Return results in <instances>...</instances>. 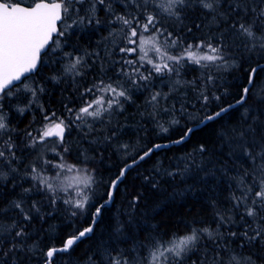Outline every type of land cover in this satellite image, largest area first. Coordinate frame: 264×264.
Listing matches in <instances>:
<instances>
[{
  "label": "snow or ice",
  "instance_id": "6c2138e0",
  "mask_svg": "<svg viewBox=\"0 0 264 264\" xmlns=\"http://www.w3.org/2000/svg\"><path fill=\"white\" fill-rule=\"evenodd\" d=\"M101 26L108 35L96 42V49L69 44L74 33ZM193 29L200 35H193ZM65 45L73 50L65 51ZM253 58H257L256 66L244 69L246 83L239 97L221 104V95L214 90L222 70H239ZM260 60H264V0H0V198L20 189L0 205V264H53L58 254L70 257L79 243L94 234L102 210L114 202L129 171L169 144L186 142L197 127L237 112L235 120L228 116L232 122L217 131L220 156L201 143L192 153L176 158L174 169L158 161L159 166L153 165L155 175L142 177L156 190H162L156 176L175 181L192 175L205 182L208 177L225 178L230 206L221 209L215 200L210 201L215 227L201 219L188 224L184 234L169 235L153 225L140 239L136 231H130L137 227L135 213L144 196L137 191L128 201V230L124 221L117 220L109 236L112 243L101 242L85 264H187L193 255L192 264H255L252 250L264 251V81L257 83L264 65ZM58 63L59 73L47 79L71 87L78 103L70 106L73 97H67L69 103L62 105L59 115L40 102L46 88L37 78L42 66ZM97 64V74L86 83L88 72ZM191 65L199 66L201 75L184 79L182 72ZM109 66L115 69V78L108 75ZM155 79L167 83L168 91H151L144 104L152 110L147 115L150 119L161 113L172 117L166 122L169 127L158 124L159 131L167 133L180 124L175 102L171 108L161 104L173 97L180 102L181 117L192 126H185L183 134L168 143L141 146L107 181L106 199L101 197L103 202L95 206L90 198L94 170L67 161L71 147L66 134L76 128L83 139L94 137L89 144H111L122 127H111L112 117L132 100V90H151ZM224 95H229L227 89ZM21 99L26 103L15 104L16 112L23 115L35 107L41 118L36 121L33 114V121L18 130L8 109ZM97 124L104 126L103 136ZM114 147L129 155L128 144ZM48 152L58 158L55 163L46 158ZM50 171L54 175H48ZM191 190L192 186L184 189ZM34 192L43 193L44 199L29 204ZM58 203L67 206L70 217H83L89 207H95L88 226L74 228L59 246L54 243L57 225L33 228L34 220L44 222L59 211ZM42 206L51 211H43ZM244 248L251 254L243 255Z\"/></svg>",
  "mask_w": 264,
  "mask_h": 264
},
{
  "label": "trees",
  "instance_id": "16d2710c",
  "mask_svg": "<svg viewBox=\"0 0 264 264\" xmlns=\"http://www.w3.org/2000/svg\"><path fill=\"white\" fill-rule=\"evenodd\" d=\"M100 16L101 18H104V13L101 12ZM107 35L108 31L104 26H101L96 31L85 29L84 31L74 33L69 44L79 45L81 50L87 49L91 51L96 49V42L99 41L102 36ZM193 35L199 36L200 33L193 29ZM186 38L189 40L192 39L191 36ZM64 50L72 51L73 49L65 45ZM149 55H151V53H149ZM256 59L257 58H253L250 64H245L243 68L239 70H222L220 73L221 78L217 84L218 90H214L216 91V94L221 95V104L233 103L234 100L239 97L240 88L246 83L245 77L247 73L244 69L250 66L255 67ZM89 63H92V61L89 60ZM259 63H264V60H260ZM98 67L97 64L88 72L87 81H85L86 83L90 82L92 77L97 74ZM118 67L119 65H116V68ZM109 69L108 75L115 78V69L111 68V66H109ZM59 71V63L52 67L42 66V75L37 77L46 88L45 93L40 96V102L43 103L45 107H50L56 110L58 115L62 112V105L69 103V100L66 99L67 97H73L70 106H78L71 87H68L63 83L57 85L47 79V77L51 76L53 72L59 73ZM201 71L202 70L199 66L191 65L185 67L182 75L184 79L191 80L194 77L199 78ZM261 81H264V71L259 72L257 76V83ZM65 88H67L66 91L64 90ZM225 89H227L229 95H224ZM158 90L167 92V83H162L159 79H155L151 90H132L130 93L132 100L124 105L121 114L112 117L111 127L115 128L118 125L122 127L118 132L117 138L114 139L111 144H89V141L94 139V137L89 136L88 139L85 140L76 128H73L70 135L66 134V139L70 142L71 147V152L66 157L67 161L69 163H80V167L94 170L93 175L95 183L92 185V192L90 193L91 203L93 205L99 206V204L103 202L101 197L106 199L103 194L107 190V181L114 178L118 173V169L122 167L123 162L135 155L141 146L146 148L151 147L154 143H163L178 139L179 136L183 134L185 126H192L188 120L181 117L179 111L180 102L173 97L172 99H169L167 103L162 101L161 104L162 107L171 108L172 104L175 102V118L180 120V124L171 126L167 133L159 131L158 124H164L165 127H169L166 122L172 117L161 113L155 118L150 119L147 113L152 110L151 108L145 109L144 107L145 101L150 96L151 91ZM188 98L190 100L193 98L191 92L188 93ZM249 102L251 103V99ZM17 103H19L20 106H23L26 103V100H14L13 107L8 109L11 123L17 127L18 130L24 129L29 125L30 121H33V114L35 115L36 121L40 120L41 113L37 111L35 107H33L31 111H26L23 115L16 112L14 105ZM210 106L215 110L214 103ZM189 110L192 111L191 108ZM240 110L242 111V109ZM140 113H144V115L141 116ZM238 115V112L235 114L229 113L226 114L225 118L222 120L210 123L207 127L196 129L186 142L180 145H172L155 152L150 159L141 162L138 167L129 171L125 181L120 185L114 202L102 210V215L95 226V231L91 238L84 239L83 242L79 243V245L71 252L70 257L67 254H58L55 257L53 264H85L87 257L94 254L97 246L101 242L112 243V241L109 240V236L112 234L117 220L124 221L126 224V230H128L127 212L130 211L128 208V201L137 191H143L144 196L135 213L134 225L137 227L130 231H136L140 239H143V237L151 231L153 225H155L161 233H167L169 235H182L188 231V224H192L194 221L201 219L205 224L215 227L213 217L214 209L210 201L215 200L218 207L221 209L230 206L225 199L229 193L228 184L225 182V178L220 177V173L217 172V177H220L219 179L208 177L206 178V182L200 180L198 176L192 175H189L185 180L176 177L175 181L168 177L156 176V179L160 181L162 190L152 189L150 184L143 181L142 177L144 175H155L153 165L159 166L157 163L158 161L163 163L164 168L174 169L178 163L176 158L183 157L186 153H192L201 143L206 144L209 149L216 152L217 156H220L221 152L219 145L216 144L217 131L224 123L232 122L228 120V116H232V120H235ZM34 126L39 127V124H35ZM96 127L101 129L100 135L103 136L105 134L103 132L104 126L97 124ZM20 139H22V137ZM53 139H55V137H53ZM17 142L19 143L20 141L18 140ZM123 143L130 146L128 156H125L123 152H118L114 147V145ZM214 145L215 148H213ZM226 150L227 149H224V151ZM27 151L25 152V155H27ZM45 155L46 158L52 160L53 163L58 159L52 152H48ZM28 159L31 160L32 156H28ZM198 160L199 156L197 155V161ZM238 163H245V166H247L244 161H238ZM180 166L183 167V164L181 163ZM199 175L203 174L201 173ZM230 175H235V172H230ZM24 186L28 187L29 182H24ZM188 186H192V190L184 191ZM10 187L11 186L9 185V188ZM19 191L20 189L16 188L14 192L8 193L6 199L0 198V205L6 203L7 199L13 198ZM33 199L38 201L42 200L44 199V195L41 192L31 193L29 204ZM57 207L59 208V211L53 212L50 217L46 216L44 222H41L38 219L34 220L33 228L47 229L49 225H57L56 235L58 238L54 243L59 246L61 241L66 238L68 233L74 228L88 226L91 213L95 211V207H89L84 212L83 217L79 215L77 217H70V210L66 211L67 206L62 203H58ZM42 210L45 212L51 211V209H48L45 206H42ZM40 235L44 237L45 243H48L45 233L41 232ZM231 246L236 247L235 243ZM119 247L125 248L127 245L121 244ZM252 252L255 253L253 255L255 264H264V259H261V257H264V251L253 249ZM242 253L245 256L251 254L247 248H244ZM200 254L202 255V252ZM195 259L196 256L193 255L191 260L187 261V264H192V260Z\"/></svg>",
  "mask_w": 264,
  "mask_h": 264
},
{
  "label": "water",
  "instance_id": "95a60500",
  "mask_svg": "<svg viewBox=\"0 0 264 264\" xmlns=\"http://www.w3.org/2000/svg\"><path fill=\"white\" fill-rule=\"evenodd\" d=\"M262 65H264V63H261ZM198 128H200V127H197V129ZM163 143H168V142H163ZM163 143H161V144H163ZM172 145H174V144H169V146L168 147H170V146H172ZM162 149H164V148H162ZM161 150V149H160ZM159 151V150H158ZM111 205V204H110ZM55 259V258H54Z\"/></svg>",
  "mask_w": 264,
  "mask_h": 264
},
{
  "label": "rangeland",
  "instance_id": "374dc122",
  "mask_svg": "<svg viewBox=\"0 0 264 264\" xmlns=\"http://www.w3.org/2000/svg\"><path fill=\"white\" fill-rule=\"evenodd\" d=\"M48 175H54V172L50 171L49 173H47Z\"/></svg>",
  "mask_w": 264,
  "mask_h": 264
}]
</instances>
